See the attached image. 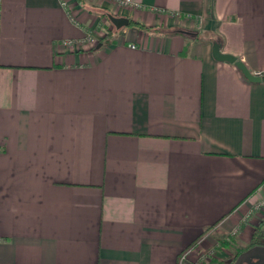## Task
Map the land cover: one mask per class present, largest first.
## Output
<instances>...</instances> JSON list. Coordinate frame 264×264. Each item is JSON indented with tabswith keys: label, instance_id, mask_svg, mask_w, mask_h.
I'll use <instances>...</instances> for the list:
<instances>
[{
	"label": "crops",
	"instance_id": "obj_1",
	"mask_svg": "<svg viewBox=\"0 0 264 264\" xmlns=\"http://www.w3.org/2000/svg\"><path fill=\"white\" fill-rule=\"evenodd\" d=\"M215 43L264 75V0H0V264L264 246V81Z\"/></svg>",
	"mask_w": 264,
	"mask_h": 264
},
{
	"label": "water",
	"instance_id": "obj_2",
	"mask_svg": "<svg viewBox=\"0 0 264 264\" xmlns=\"http://www.w3.org/2000/svg\"><path fill=\"white\" fill-rule=\"evenodd\" d=\"M188 33V32H187ZM213 54L214 56L218 59V60H222V61H229L231 63H235L244 73V75L252 82H262L264 81V75H259V74H252L250 73L246 66L239 61L236 56L232 55V54H228V53H223L221 52V45L219 43H215L214 44V48H213ZM256 251H261L263 252L262 255L260 256L262 258L261 262H258L257 264H264V246H257L253 249H251L248 252H245L243 254H241L238 259L236 260L235 264H242L243 261L246 258H250L251 256H253L254 252Z\"/></svg>",
	"mask_w": 264,
	"mask_h": 264
},
{
	"label": "trees",
	"instance_id": "obj_3",
	"mask_svg": "<svg viewBox=\"0 0 264 264\" xmlns=\"http://www.w3.org/2000/svg\"><path fill=\"white\" fill-rule=\"evenodd\" d=\"M132 24L139 27V28H142V29H145V30H148V31H153L155 33H170L171 31H173L172 29L168 28V29H163V28H157V27H151V26H146L145 24L141 23V22H138V21H132ZM177 31V30H175ZM179 31V30H178ZM112 36V31H107V34L104 38H109ZM111 39V38H110ZM219 42V40H216ZM260 229V228H258ZM261 243V240L257 237H253L252 239V242H250V244L248 245V247H252V246H255L257 244H260ZM220 246L218 248H221V247H228V248H231V242L227 241V240H220ZM246 248H238L237 249H234V252L232 255L228 256L226 259H219L218 256H211L210 257V264H235L236 260L238 259V257L245 251Z\"/></svg>",
	"mask_w": 264,
	"mask_h": 264
},
{
	"label": "rangeland",
	"instance_id": "obj_4",
	"mask_svg": "<svg viewBox=\"0 0 264 264\" xmlns=\"http://www.w3.org/2000/svg\"><path fill=\"white\" fill-rule=\"evenodd\" d=\"M191 36H192V35H191ZM191 36H190V37H191ZM204 37H205V36H204ZM206 40H208V38H207ZM215 40H216V39H213V41H215ZM257 238H258V237H257ZM230 242H231V246H232V247H231V248L226 247V250H227L226 252L229 251L230 254L232 255L233 252H234V249H237V246H236V245H237V242H236V239H234V238H233V239L231 238ZM262 242L264 243V239H262ZM238 248H239V247H238ZM217 249H218V248L215 247L213 250L210 251L209 254H206V255H205L206 258L203 256L202 259L198 260L197 263H198V264H207V263L210 264L209 258H210L211 256H213V255L216 254L215 251H217ZM229 252H228V253H229ZM215 256H217V255H215ZM219 259H223V258H220V257H219ZM224 259H226V258H224ZM208 261H209V262H208Z\"/></svg>",
	"mask_w": 264,
	"mask_h": 264
},
{
	"label": "built area",
	"instance_id": "obj_5",
	"mask_svg": "<svg viewBox=\"0 0 264 264\" xmlns=\"http://www.w3.org/2000/svg\"><path fill=\"white\" fill-rule=\"evenodd\" d=\"M120 3H129L131 0H118ZM62 4L64 5V6H67L68 4H67V2L66 1H63L62 2ZM262 205H264V200H262L261 202H259L258 203V207L259 206H262ZM185 259V255H182V261ZM196 264H198V263H196Z\"/></svg>",
	"mask_w": 264,
	"mask_h": 264
}]
</instances>
